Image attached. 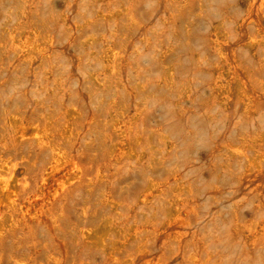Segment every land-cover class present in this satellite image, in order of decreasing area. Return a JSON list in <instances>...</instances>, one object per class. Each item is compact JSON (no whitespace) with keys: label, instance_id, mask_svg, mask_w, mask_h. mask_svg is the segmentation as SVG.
<instances>
[{"label":"bare ground","instance_id":"obj_1","mask_svg":"<svg viewBox=\"0 0 264 264\" xmlns=\"http://www.w3.org/2000/svg\"><path fill=\"white\" fill-rule=\"evenodd\" d=\"M54 1L0 0V264H237L243 245L257 255L242 250L239 264H264L261 205L235 200L258 196L264 138L219 143L211 182L165 172L176 144L159 133L154 145L146 131V82L132 104L124 53L111 33H91L133 0H58V14ZM205 3L189 6L200 17ZM250 3L248 43L264 49V0ZM213 35L224 58L219 25ZM78 41L68 58L61 48ZM253 81L240 92L248 110L264 97V80Z\"/></svg>","mask_w":264,"mask_h":264},{"label":"rangeland","instance_id":"obj_2","mask_svg":"<svg viewBox=\"0 0 264 264\" xmlns=\"http://www.w3.org/2000/svg\"><path fill=\"white\" fill-rule=\"evenodd\" d=\"M191 1L133 0L129 15L117 14L111 24L98 19L91 33L98 37L111 33L124 53L125 78L134 89L129 101L145 103L146 131L153 135L152 143L159 144V133L174 140L176 148L164 171L178 169L200 184L212 181L213 150L224 139L236 140L243 134L264 138V97L256 99L250 110L240 99L243 81L254 88L253 80H264V49L251 48L248 43L254 30L249 18H257L250 0H203L206 6L200 17L189 6ZM63 8L60 1L53 2L55 14ZM73 8L67 9L71 22L80 19L79 6ZM218 25L224 58L214 43ZM61 49L70 58L83 46L78 41ZM139 77L147 84L142 100L136 91ZM261 147L264 150V139ZM218 183L224 189L228 186L224 180ZM255 185L258 196L245 190L235 200L250 207L255 199L261 205L258 213L264 215V176ZM226 206H214L213 211L227 212ZM216 219L210 217L206 226H214ZM243 246L234 249L237 264L242 250L257 255Z\"/></svg>","mask_w":264,"mask_h":264}]
</instances>
